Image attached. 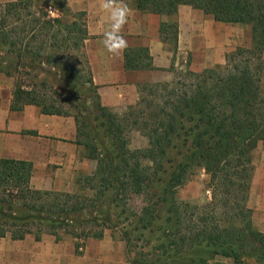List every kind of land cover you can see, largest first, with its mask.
<instances>
[{"label": "trees", "instance_id": "trees-1", "mask_svg": "<svg viewBox=\"0 0 264 264\" xmlns=\"http://www.w3.org/2000/svg\"><path fill=\"white\" fill-rule=\"evenodd\" d=\"M134 5L173 18L160 32L175 48L180 5L218 22L249 26L251 46L237 47L225 66L186 70L183 83L141 85L139 101L128 107L136 115L131 122L100 101L81 52L88 36L84 11L71 12L66 0L0 4V73L15 77L11 108L36 104L47 114L73 115L78 143L96 161L94 172L77 180V191L58 192L30 187V163L2 159L0 238L70 235L78 249L116 230L132 254L129 264H245L248 259L264 264V232L254 225L247 204L253 152L264 142V0H134ZM77 50L81 60H73ZM137 56L143 59L135 63ZM124 59L127 69H153L147 48H126ZM32 71L51 75L71 110L26 88L21 77ZM129 123L144 132L146 148H129ZM196 168L208 176L211 201L204 205L177 199V189ZM135 195L145 198L139 212L128 205Z\"/></svg>", "mask_w": 264, "mask_h": 264}, {"label": "crops", "instance_id": "crops-1", "mask_svg": "<svg viewBox=\"0 0 264 264\" xmlns=\"http://www.w3.org/2000/svg\"><path fill=\"white\" fill-rule=\"evenodd\" d=\"M66 2L71 12L86 13L88 36L81 52L102 105L114 113L121 114L137 104L141 85L169 80L172 67H184L185 62L189 69L199 72L214 63H221L225 29L221 22L202 10L189 5L178 7L175 48L165 40L166 34L160 32L161 24L173 18L142 12L135 7L134 0H124L131 10L122 29L127 48H147L153 65V69H127L124 52L122 55L110 53L102 43L103 33L110 27L109 13L100 6L102 0ZM141 59L143 57L137 56L135 63ZM144 60L149 61L148 58ZM14 81L13 77L0 73V162L13 159L30 163V187L35 190L73 192L77 180L91 175L96 168V161L86 157L85 147L78 143L74 116L47 114L36 104L13 110ZM27 239H11V244L4 243L0 248L4 264L55 263L59 255L57 249L53 246L44 248L42 239Z\"/></svg>", "mask_w": 264, "mask_h": 264}, {"label": "rangeland", "instance_id": "rangeland-1", "mask_svg": "<svg viewBox=\"0 0 264 264\" xmlns=\"http://www.w3.org/2000/svg\"><path fill=\"white\" fill-rule=\"evenodd\" d=\"M8 1L11 0H1L0 4ZM32 8L33 10L35 9V7ZM52 16H59V13L54 11V15ZM221 23L223 24V29H225L223 30V34L225 35L224 41H226L225 49L220 56L221 63H214L204 69L225 66L228 54L233 52L237 47L249 48L251 46L249 26ZM74 54L75 55H72L74 58L73 60H77L78 58L81 60V55L78 50L74 51ZM79 66L81 67L82 64ZM186 70L191 69H189L187 64L185 65L184 62V67L177 66L173 68V72L169 80L157 81L149 84H161L159 86H162L165 83H169V85H175L176 82L183 83L185 82L184 74L186 73ZM13 78L15 80V77ZM21 80H23L26 88L28 87L34 89L39 94H44L47 103H53L55 106H59L63 103L64 110H71L69 103H65L64 101V98L66 97L60 95L59 87L51 75L44 74L41 71H32L29 76H22ZM146 98L149 100L153 99L156 102L163 101V98L155 99L152 96H149V94H146ZM132 112L134 111H129L127 108L119 115L128 116L129 120L132 122L136 118V115H131ZM125 136L128 139L129 148L131 150L144 149L148 146V138L138 126L129 123V125H127V130L125 131ZM82 140L87 139L85 136H82ZM253 168L247 204L252 211V220L254 225L260 231L264 232V142H260L253 152ZM166 175L167 174L165 173L163 176L166 177ZM207 183L208 176L204 169L196 168L188 177L186 182L177 189L178 201L189 202L197 205H204L205 203L211 201V192ZM158 186L159 185L156 184V188H158ZM78 189L79 185L77 184V188L74 191H77ZM144 204L145 198L142 195H135L128 201L129 207L133 211L137 212L142 209ZM27 238L28 241L34 240L33 236H28ZM10 240L11 239L9 237L0 238V248H3L5 242L11 244ZM42 240L44 248L53 246L58 251L59 255L56 257V260H54L55 263L53 264H129L132 259V254L128 251L125 241L122 239L120 232L116 230H106L101 239L90 238L86 240L84 244H80L78 249L75 247V238L70 235H62L60 240H56L55 236L45 234ZM4 262L3 251L0 249V264H4ZM45 264H50V262L48 261ZM245 264L255 263L253 260L248 259Z\"/></svg>", "mask_w": 264, "mask_h": 264}, {"label": "clouds", "instance_id": "clouds-1", "mask_svg": "<svg viewBox=\"0 0 264 264\" xmlns=\"http://www.w3.org/2000/svg\"><path fill=\"white\" fill-rule=\"evenodd\" d=\"M100 6L109 13L110 22L109 29L103 33L102 43L108 52L122 55L128 47L122 29L131 10L124 0H102Z\"/></svg>", "mask_w": 264, "mask_h": 264}, {"label": "built area", "instance_id": "built-area-1", "mask_svg": "<svg viewBox=\"0 0 264 264\" xmlns=\"http://www.w3.org/2000/svg\"><path fill=\"white\" fill-rule=\"evenodd\" d=\"M47 9L50 12V14L54 15L53 10L50 7H48Z\"/></svg>", "mask_w": 264, "mask_h": 264}]
</instances>
